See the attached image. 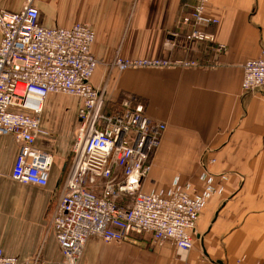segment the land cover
Listing matches in <instances>:
<instances>
[{
	"label": "crops",
	"instance_id": "0c3cea01",
	"mask_svg": "<svg viewBox=\"0 0 264 264\" xmlns=\"http://www.w3.org/2000/svg\"><path fill=\"white\" fill-rule=\"evenodd\" d=\"M27 1L0 0V7L19 12ZM183 4L184 0H34L43 27L70 28L80 23L93 29L92 52L99 66L92 85L106 87L110 104L118 102L122 93L136 95L151 119L167 124L144 190L167 194L186 189L202 195L209 187L214 189L186 261L172 243L154 246L136 239L106 244L91 239L81 264L264 262V91L244 93L241 88L243 65L264 52V0H210L207 13L218 20L211 31L228 47L216 65L125 71L112 66L118 56L202 58V45L191 51L182 45L165 46L186 12ZM51 96L42 113V128L49 135L36 141L54 155L47 187L12 180L19 144L14 136L0 139V188H13L9 205L0 193L4 199L0 249L24 261L65 264L51 219L67 175L81 100L73 98L80 103L73 124L57 128L44 118L59 107V99Z\"/></svg>",
	"mask_w": 264,
	"mask_h": 264
},
{
	"label": "built area",
	"instance_id": "2783aa9c",
	"mask_svg": "<svg viewBox=\"0 0 264 264\" xmlns=\"http://www.w3.org/2000/svg\"><path fill=\"white\" fill-rule=\"evenodd\" d=\"M209 4L210 0H184L186 12L165 41L170 49L202 45V58L118 56L112 66L125 71L216 65L228 47L211 31L218 20L208 15ZM39 16L34 0L19 12L0 7V139L14 136L19 144L12 180L42 188L49 185L54 155L36 145L39 136L49 135L42 128L44 106L50 95L76 97L81 106L75 140L51 219L65 264H81L91 239L124 243L133 234H149L154 246L174 244L186 261L214 189L209 187L202 195L186 189L146 192L152 159L167 124L151 119L136 95L122 93L118 102L110 104L106 87L92 85L99 60L92 52L96 35L91 27L78 23L46 28ZM241 88L244 93L264 91V52L243 65ZM38 263V259L9 257L0 249V264Z\"/></svg>",
	"mask_w": 264,
	"mask_h": 264
},
{
	"label": "rangeland",
	"instance_id": "374dc122",
	"mask_svg": "<svg viewBox=\"0 0 264 264\" xmlns=\"http://www.w3.org/2000/svg\"><path fill=\"white\" fill-rule=\"evenodd\" d=\"M191 50H193L192 45L190 46L189 51H191ZM51 97L59 99V103L56 104V106H59V107L56 110H53V109L50 110L48 113H46L44 115V118H46V120L53 127H57V128L68 127L69 125H72L73 124V117H74L76 108L80 104L79 101L73 99L74 97L63 95V94H54ZM61 99H62V101H61ZM75 130H77V125H76ZM74 140H75V134H74ZM69 161H70V159L68 160V165H69ZM12 192H13V188H11V187L0 188V193L4 196H7V199L5 200V201H7V205H9V202L11 200V199L9 200L10 196H13ZM3 202H4V199H0V205H2ZM136 239L149 242V244L151 243V245H153L152 240H151V236L149 234H133V235H131V238L129 240H136ZM115 259H117V256L115 257ZM122 261L120 263H122ZM125 264H126V262H125Z\"/></svg>",
	"mask_w": 264,
	"mask_h": 264
},
{
	"label": "trees",
	"instance_id": "16d2710c",
	"mask_svg": "<svg viewBox=\"0 0 264 264\" xmlns=\"http://www.w3.org/2000/svg\"><path fill=\"white\" fill-rule=\"evenodd\" d=\"M110 108H112V107H110Z\"/></svg>",
	"mask_w": 264,
	"mask_h": 264
}]
</instances>
